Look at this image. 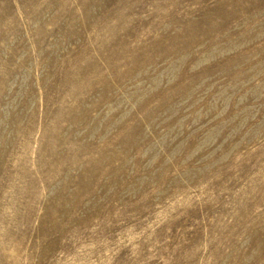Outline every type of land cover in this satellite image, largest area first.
Returning <instances> with one entry per match:
<instances>
[{
    "label": "rangeland",
    "instance_id": "obj_1",
    "mask_svg": "<svg viewBox=\"0 0 264 264\" xmlns=\"http://www.w3.org/2000/svg\"><path fill=\"white\" fill-rule=\"evenodd\" d=\"M0 264H264V0H0Z\"/></svg>",
    "mask_w": 264,
    "mask_h": 264
}]
</instances>
